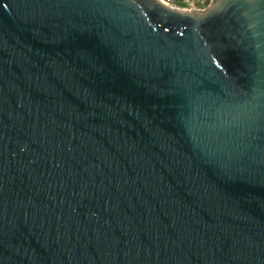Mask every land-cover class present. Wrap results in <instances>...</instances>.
<instances>
[{"label": "water", "instance_id": "obj_1", "mask_svg": "<svg viewBox=\"0 0 264 264\" xmlns=\"http://www.w3.org/2000/svg\"><path fill=\"white\" fill-rule=\"evenodd\" d=\"M0 264H264V0H0Z\"/></svg>", "mask_w": 264, "mask_h": 264}, {"label": "built area", "instance_id": "obj_2", "mask_svg": "<svg viewBox=\"0 0 264 264\" xmlns=\"http://www.w3.org/2000/svg\"><path fill=\"white\" fill-rule=\"evenodd\" d=\"M171 8L186 11H203L212 2V0H158Z\"/></svg>", "mask_w": 264, "mask_h": 264}]
</instances>
